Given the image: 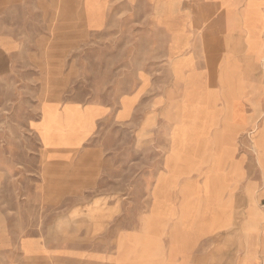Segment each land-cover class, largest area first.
Instances as JSON below:
<instances>
[{
	"label": "rangeland",
	"instance_id": "rangeland-1",
	"mask_svg": "<svg viewBox=\"0 0 264 264\" xmlns=\"http://www.w3.org/2000/svg\"><path fill=\"white\" fill-rule=\"evenodd\" d=\"M229 3L230 0H18L10 5L3 1L0 264H138V239L144 231L151 248L155 247L161 258L169 259L173 220L163 217L170 212L163 204L157 210L162 217L152 225L150 192L152 186L167 179V158L174 153L173 141H163L157 135L155 140L139 144L136 126L124 124L122 132L113 133V142L117 139L119 147L112 157L115 167L110 160L112 168L105 170L95 190L55 208L45 207L38 192L42 176L40 153L43 141L67 138L69 127L78 125L71 111L89 104L115 102L118 95L131 94L145 82L154 94L170 90L175 103L183 98L188 82L191 91L187 90L184 97L192 101V71L207 65L212 69L216 64L207 54L221 47L220 13ZM234 30L235 25L227 20L225 56L231 62H251L245 57L243 44L233 37ZM250 42L257 46L259 38L251 37ZM261 63L264 66V58ZM184 108L189 130L199 113L194 107ZM175 118L170 120L172 124ZM156 132H165L162 124L156 126ZM250 136L253 137L247 135ZM193 141L190 147L178 150L184 165H199L203 156L208 162L202 161L197 172L179 176V189L189 181L198 186L212 169L213 159L227 153L231 157L219 169L225 183L228 181L222 201L236 194L231 186V171L237 159L254 160L253 166L239 168L245 177L243 182L260 178L255 150L239 151L236 147L230 152L219 147L209 152L204 151V141ZM173 204L171 210L179 212L183 201L177 199ZM244 217L243 212L238 215L230 229L217 225L215 231H203L197 236L199 226H195V257L218 263L235 254V227Z\"/></svg>",
	"mask_w": 264,
	"mask_h": 264
},
{
	"label": "crops",
	"instance_id": "crops-1",
	"mask_svg": "<svg viewBox=\"0 0 264 264\" xmlns=\"http://www.w3.org/2000/svg\"><path fill=\"white\" fill-rule=\"evenodd\" d=\"M3 1L0 0V6ZM16 1L5 0V4L12 5ZM220 19L221 47L207 54L216 64L212 69L209 65L193 69L192 101L184 97L187 90L191 91L188 82L178 103L174 102L170 90L154 94L145 82L143 87L131 94L118 95L115 102L76 108L71 113L78 125L69 127L67 138L58 141L49 139L47 143L43 141L38 192L47 208L63 206L69 200H78L89 190H95L105 170L112 168L109 162L119 149L117 139L116 143L113 142V133L123 130L124 124L136 126L135 135L139 144L155 140L157 135L163 141L174 142V153L167 158V179L160 181L161 186L159 182L152 186L150 192L153 226L162 217L159 216L161 212H157L161 205L164 204L170 211L168 216L163 217L173 220L171 254L168 260L161 258L157 249L151 248L150 239L147 241L144 231L138 239V264H264V66L261 63L264 58V0H230L221 11ZM227 20L230 25H235L233 37L243 44L245 57L251 62H231L225 56L223 46ZM251 37L259 38L257 46L250 42ZM185 105L194 107L199 113V119L189 130L188 122H185ZM177 107L178 115L175 113ZM172 117H176L174 124L170 122ZM161 124L165 132H156V126ZM168 124L173 126L168 129ZM247 135L253 137L248 138ZM141 137L146 138L139 140ZM205 138L212 140L206 141ZM191 139L197 144L200 140L204 141L205 146L202 145L207 149L204 151L209 152L219 147L230 152L236 147L239 151L255 150L260 178L243 182L245 177L239 168L253 166L254 160L237 159L231 171L234 178L231 186L234 185L236 194L222 201L221 195L226 192L228 181L225 183L219 169L229 161L231 155L227 153L213 159V167L202 183L197 186L195 181H189L179 189L176 186L179 176L185 172H197L202 161L208 162V158L203 156L199 165H184L178 150L190 147L195 142ZM241 184L243 186L237 193ZM177 199L182 200L183 205L179 212H174L171 206ZM242 212L245 217L235 227V254L219 259L218 263L206 257L197 259L194 254L195 226H199L196 236L203 231H215L217 225L230 229Z\"/></svg>",
	"mask_w": 264,
	"mask_h": 264
}]
</instances>
